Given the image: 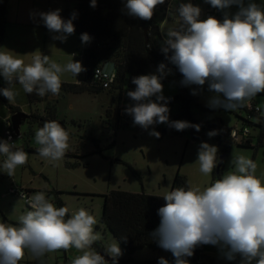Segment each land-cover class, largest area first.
<instances>
[{"label":"clouds","instance_id":"clouds-1","mask_svg":"<svg viewBox=\"0 0 264 264\" xmlns=\"http://www.w3.org/2000/svg\"><path fill=\"white\" fill-rule=\"evenodd\" d=\"M212 7L224 10L237 5L239 10L232 16L225 13L223 20L209 16L200 19L201 9L192 3H181L178 8L181 25L166 32L162 45L172 64L176 65L184 79V85H200L206 82L215 95L210 101L213 108L222 107L233 111L244 107L246 102L258 93L264 92V8L249 0H206ZM165 0H125L126 14L141 20H151L155 9ZM95 8L97 0H90ZM44 25L53 32L61 33L53 39L66 41L75 32L73 12L70 19L63 20L60 9L39 14ZM83 43L91 37L81 35ZM0 51V76L11 86L14 79L25 92L44 96L50 92L58 95L61 89V75L70 72L78 76L86 69L78 60H70L61 66L48 55L34 54L31 63ZM166 65L157 69L160 75L134 77V91L127 96L135 101L126 111L134 123L142 128L156 123H169L181 131L188 127L200 130L199 125L187 121H169V108L163 96L161 78ZM170 71V70H169ZM9 102L15 93L11 87L0 88ZM156 100L153 101L152 97ZM221 96L223 98H221ZM164 101V103H160ZM159 138V132H151ZM215 131L208 133L215 136ZM10 139V138H9ZM35 141L41 147L39 154L53 161L63 159L69 147V134L55 120L46 121L35 132ZM218 148L202 142L198 159L199 170L205 175L217 166ZM0 153L6 156L3 168L12 176L18 166L27 163L28 153L21 149L12 150L8 140H0ZM235 171L228 172L203 189L189 186L179 187L166 193L165 205L158 209L161 217L159 227L152 233L158 244L172 252L176 264H187L182 259L192 256L193 250L202 244L219 246L227 259L237 254L242 264H264V181L255 175L257 164L244 156L235 158ZM21 192L20 197L23 198ZM31 210L19 217V226L0 222V264H19L30 252L40 258L48 252L68 251L75 248L82 254L72 259L71 264H108L104 256L90 250L99 238L94 232L95 217L81 208L70 217L67 207L57 208L46 199L43 192L29 198ZM106 252L116 264L121 249L118 243L108 246ZM159 264H168L161 258Z\"/></svg>","mask_w":264,"mask_h":264},{"label":"rangeland","instance_id":"rangeland-1","mask_svg":"<svg viewBox=\"0 0 264 264\" xmlns=\"http://www.w3.org/2000/svg\"><path fill=\"white\" fill-rule=\"evenodd\" d=\"M19 1L30 2L31 0H9L5 18L8 20L14 18L18 8L16 3ZM35 1L36 9L34 12L36 19L40 17V13L56 9H60L61 16V12L66 6L62 0ZM194 2H196L195 6L201 9L200 19H207L205 15L206 0H175L176 6L181 3L193 4ZM244 3L246 6L249 0H244ZM236 8H238L237 5ZM227 10L232 12L230 8ZM21 12L24 11L22 10ZM30 12L31 10L28 11V14ZM173 16L174 18L163 26L164 35L169 29H178L182 23L178 9H176ZM36 24L39 27L18 28L16 34L19 32L23 36L32 37L37 31L38 35L41 36L44 28L39 23ZM6 25L8 29L6 34L9 39L11 28L9 23ZM58 35H61V33L49 30L48 39L44 47L40 41L35 50H29L26 47L32 48V46L27 43V45L24 44V49L19 55L30 59L31 55L38 54L39 51L43 52L44 50L43 55H48L51 60L61 66L66 65L70 60H81V45L78 42L76 33L68 35L64 42L53 39L54 36ZM69 50H73L76 53V57L70 56ZM107 70L113 69L108 65ZM61 76L72 80L73 77L75 79L79 78L81 74L74 76L70 72H64ZM161 83L163 85L162 94L166 101L177 94L178 86L176 83ZM206 83L200 87L199 91H195L193 86L190 89L193 90L194 99L200 105L213 108L210 106V101L215 93L210 91L208 86L205 87ZM120 100L125 105L129 104L126 86L123 91H104L98 94L89 92L80 94L67 93L59 98L57 116L60 121H65L64 128L69 134V147L63 159L53 161L42 157L39 152L25 149L23 151L28 153L27 163L23 166H18L14 174L9 176L3 168L6 156L0 153V222L19 226V217L30 210L26 205V201L19 195L14 194L12 190L31 188L30 197L38 192L45 193L47 197L54 190L60 191L59 197L66 204L71 215L83 208L95 217L97 223L93 226L94 232L99 235L96 241L100 242L105 249L116 242L120 247L119 242L110 231L97 228L98 225H102L103 198L100 195L106 194L110 190L119 189L129 192L145 191L148 194L165 196L166 193L171 191L174 178L179 172L187 177L192 187L203 189L213 183V172L209 175L201 173L197 159L201 143L206 142L217 147V143L214 140L207 137L193 140L190 131L186 129L178 131L174 127L167 135L161 138L151 135L150 133L153 131L140 135L136 130L130 128L119 130L115 134L112 127L108 124L106 111L110 107L116 108ZM152 100L155 101L156 97L153 96ZM257 100L264 112V97H258ZM162 102L160 101V103ZM177 107L176 102L168 105L170 122L177 113ZM191 111L196 117L204 115L197 105H194ZM8 113L6 105L0 101V140L4 132V118ZM214 117L224 119L228 127L238 124L235 111L234 113H229L225 110H217L208 116V118ZM72 120L78 121L79 124H73ZM161 124L164 128L169 126V123ZM32 128L34 135L30 136L29 145L37 147L38 144L35 141V132L37 130L35 126ZM28 130L29 124H22V135L15 136L16 147H22L25 144L24 135ZM91 136L98 138L102 146L107 145L114 139L116 144L111 148H107L104 151V156L91 153L82 157L95 148ZM69 153L71 154L69 155ZM238 156L252 159L257 164L255 175L264 181V146L257 145L256 140H254L253 147H241L236 144L232 147L230 155L227 156L223 163L221 178L228 172L235 171L234 161ZM216 163L218 164L217 157ZM48 197L51 200L56 195L52 194ZM90 250L95 251L93 247ZM204 252L209 257L218 258V264H230L231 260L226 258L219 246L204 244ZM81 254L80 251L71 248L68 251L48 252L43 257L36 258L26 251L19 264H64L65 256L72 260ZM161 258L167 260L168 264H176V258L171 254L149 247L136 251L131 256V260L125 264H159ZM107 262L112 264L113 261ZM253 262L255 263V261ZM187 264H196V262L187 261ZM199 264L211 263L209 260H205Z\"/></svg>","mask_w":264,"mask_h":264},{"label":"trees","instance_id":"trees-1","mask_svg":"<svg viewBox=\"0 0 264 264\" xmlns=\"http://www.w3.org/2000/svg\"><path fill=\"white\" fill-rule=\"evenodd\" d=\"M62 1L66 4L61 14L63 20L67 21L71 18L73 12L76 13V18L72 22L78 42L81 45L86 72H92V74L80 83L62 82L58 95L48 92L41 97L34 92L29 97L31 109L29 118L26 120V123L29 124V131L24 135L25 144L22 147L12 146L13 151L29 149L30 151L39 152L41 147L39 144L37 147L29 145L30 136L34 135L33 126L38 130L43 127L46 121L52 120L57 121L63 127L65 126V121H60L57 116V103L61 96L67 93L80 94L89 92L98 94L104 91H123L125 86L127 94L128 91H134L136 88V85L132 83L134 77L151 74L160 75L157 69L161 63L166 65L165 74L162 76L161 82H173L178 86L177 94L167 100V107L173 102L178 105L177 113L172 117L171 121H187L192 125H199V131L194 127L186 128V130L191 132L193 140H199L202 137L214 140L217 143L218 160L221 155L229 156L235 144L241 147H253L254 140H256L257 145L264 146V116L260 112L251 111L246 105L233 111L225 110L222 107H204L194 99L193 90L190 89L193 86L195 91H199L201 86L195 84L184 85L182 83L183 75L168 58L171 56V52L165 54L162 51L164 38L161 33V19L169 8V0H165L164 4L159 5L155 9L151 20H141L127 15L124 9L125 0H97L95 8L90 6V0ZM219 17L221 21L224 18L223 15ZM6 24L5 15H1L0 47L5 36ZM84 33L91 37L90 42H82L81 35ZM108 65L116 72V78L109 88H104L102 82L95 78L94 71L98 67L107 69ZM17 82L14 79L11 86ZM11 86L0 76V88ZM206 86L209 88L208 83H206ZM258 97H264V92L258 93L251 99L252 104L255 106H260L257 100ZM221 98L223 97L221 96ZM127 100L129 101L128 105L123 104L120 100L116 108L110 107L107 109L108 124L112 127L115 134L119 130L126 128L134 129L140 135L145 134L146 132H141L140 126L134 123L133 117L126 111L129 106H134L135 101L128 96ZM0 101L6 105L10 114L20 110L19 107L13 105L3 95H0ZM44 103H46V106L42 108L41 105ZM194 105L200 108L204 114L202 117H196L193 114L191 109ZM217 110H225L229 113H234L235 111L238 124L228 127L225 120L220 117L208 118L210 113H214ZM168 115L170 118V114ZM248 116L250 117L248 118ZM71 122L75 125L79 124L76 120ZM172 128L170 126L167 128L162 126L155 132H159V137L161 138L167 135ZM245 128H250L251 130V134L248 137L243 135ZM210 131H215L217 134L209 137L208 133ZM234 131L237 134L239 133L238 137L233 135ZM91 140L95 145L94 150L82 157L91 153L104 156V151L116 144L115 139L105 146H102L98 138L94 136H91ZM221 175L222 167L217 170L216 166L213 170V182L220 179ZM189 186L187 177L179 172L174 178L172 189L179 187L188 188ZM24 191L27 194L30 193L29 189H24ZM52 194L56 195V197L49 200L48 196ZM59 194L60 191L54 190L48 194L46 199L58 208L66 207ZM100 196L103 198L102 225H98L97 228L110 231L119 242L122 254L116 258L117 264L128 263L136 251L146 247L165 251L173 256L171 251L160 247L157 238L152 235L161 222L158 209L166 203L163 199L164 196L148 194L145 191L129 192L119 189L110 190ZM26 205L31 210V206L27 203ZM70 216L69 212L66 218ZM91 247L98 253L100 249L104 248L98 241H95ZM182 259L194 261L196 264L203 263L205 260H209L211 264L219 263L218 258L209 257L205 254L204 244L194 248L192 256H184ZM71 261L65 256L64 264H71ZM230 264H242V257L238 255L230 261Z\"/></svg>","mask_w":264,"mask_h":264},{"label":"crops","instance_id":"crops-1","mask_svg":"<svg viewBox=\"0 0 264 264\" xmlns=\"http://www.w3.org/2000/svg\"><path fill=\"white\" fill-rule=\"evenodd\" d=\"M9 2V0H8ZM8 2H7V6H8ZM255 3H257L258 5H260L262 8H264V0H254ZM65 4V3H64ZM36 5V1L35 0H31L30 2H21L19 1L18 3H16L17 8V12L14 16V18L12 20H7V24H10V37L8 39L7 37V25H6V31H5V36L3 39V42L1 44L0 47V51H12V55L16 56L17 58L23 59L25 64H29L32 61L33 55H31L30 59H27L26 57H21L22 55H19V53L21 54V51L24 49V44L27 45V43H29L32 48H27L26 49H33L35 50L36 47L38 46L39 42L41 41L43 44V47L45 46V43L48 39V31L49 29L44 25L42 19L40 17H38V19H36L35 17V12L34 10ZM180 5V4H179ZM179 5L176 6L175 0H169V8L168 10L165 12V14L163 15L162 19H161V33L163 38L165 39V35L163 33V26L170 21L172 18H174V13L176 11V9L179 8ZM193 5H196V2L193 3ZM206 11H209L211 9H213L214 7H212L209 3L206 2ZM65 8V7H64ZM29 9V10H28ZM19 10H23L24 12H21ZM30 14H28V11H30ZM230 10L232 12H229L228 10L226 11V9L221 10L220 15H225V13H228L229 16L234 15L239 9L236 8V5H232L230 7ZM7 11V10H6ZM63 11V10H62ZM205 11V12H206ZM21 13V15H20ZM62 14V12H61ZM217 19H219V17L215 16ZM39 23L40 26H42L44 28V31L42 33V35H38V32L36 31L35 34H33L32 37L27 36H23L22 34H19V32L16 34V30H18V28H22V27H39L36 26ZM78 39V38H77ZM74 43V41H73ZM75 44V43H74ZM74 47V46H73ZM17 52V53H16ZM44 53L39 51L38 54ZM71 55H73V57H76V53L73 50H69L68 52ZM17 54V55H16ZM82 54V52H81ZM82 63V66L85 68V64H84V58L82 55V59H77ZM87 78V72L84 71L81 73V76L77 79H75L73 77L72 80L61 76V82H75V83H80L85 81V79ZM206 87V85H205ZM22 85L19 84V82H17L16 84H14L13 86H11L12 91L15 93L14 99L12 100V104L19 107L20 110L29 113L30 109H31V104L29 103V97H31L33 93L28 94L27 92L24 91V89H22ZM46 103H44L43 105H41L42 108H45ZM11 115L8 113L7 116L4 118V127H5V122L10 119ZM26 123V122H24ZM29 131V130H28ZM15 146V145H14ZM223 166V165H222ZM24 189V188H22ZM25 189H29L30 192L32 191L31 188H25ZM30 194V193H29ZM254 263V262H253ZM255 264V263H254Z\"/></svg>","mask_w":264,"mask_h":264},{"label":"built area","instance_id":"built-area-1","mask_svg":"<svg viewBox=\"0 0 264 264\" xmlns=\"http://www.w3.org/2000/svg\"><path fill=\"white\" fill-rule=\"evenodd\" d=\"M221 13V10L220 9H217V8H213L209 11H206L205 15H206V18H208L209 16H221L220 15ZM220 19V17H219ZM94 76L97 80H99L100 82H102V85L104 88H109L111 83L114 82L115 78H116V72L113 71V70H107L103 67H98L95 69L94 71ZM249 110L251 111H256V112H260L262 116H264V112L263 110L261 109L260 106H255L252 104V100L250 99L249 101L246 102L245 104ZM250 116H248L249 118ZM162 127V124L161 123H156L154 125H151L149 126V128L145 129V128H142L140 126V130L141 132H149V131H156V130H159L160 128ZM239 134V133H238ZM238 134L236 131L233 132V135L238 137ZM251 134V130L250 128H245L244 131H243V135L244 136H249ZM15 136H16V133H15V130L13 128V124H12V121L10 119H8L6 122H5V127H4V132H3V137L1 140H8L12 146L15 145ZM10 138V139H9ZM12 192L16 195H19L21 194V192L24 193V196H23V199L26 201V203L30 205L29 203V198H30V194H27L24 189H21V190H12ZM252 264H254L252 262Z\"/></svg>","mask_w":264,"mask_h":264},{"label":"water","instance_id":"water-1","mask_svg":"<svg viewBox=\"0 0 264 264\" xmlns=\"http://www.w3.org/2000/svg\"><path fill=\"white\" fill-rule=\"evenodd\" d=\"M7 2L8 0H0V16L5 15L6 13ZM146 36H147V33H146ZM91 74L92 72H87V76H90ZM29 115H30L29 113H26L22 110H19L18 112L11 115L10 120L12 121L13 128L17 136H21L22 134L21 126L29 118ZM226 158L227 156H224V155L220 156L218 160V164H217V170H220ZM99 254L104 256L106 261H111L113 259L111 256L108 255V253L106 252L104 248L100 249Z\"/></svg>","mask_w":264,"mask_h":264},{"label":"flooded vegetation","instance_id":"flooded-vegetation-1","mask_svg":"<svg viewBox=\"0 0 264 264\" xmlns=\"http://www.w3.org/2000/svg\"><path fill=\"white\" fill-rule=\"evenodd\" d=\"M195 98V97H194Z\"/></svg>","mask_w":264,"mask_h":264}]
</instances>
